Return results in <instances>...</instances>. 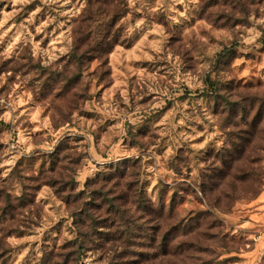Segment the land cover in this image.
Instances as JSON below:
<instances>
[{
  "label": "rangeland",
  "instance_id": "1",
  "mask_svg": "<svg viewBox=\"0 0 264 264\" xmlns=\"http://www.w3.org/2000/svg\"><path fill=\"white\" fill-rule=\"evenodd\" d=\"M259 148L264 0H0V264H264Z\"/></svg>",
  "mask_w": 264,
  "mask_h": 264
},
{
  "label": "trees",
  "instance_id": "2",
  "mask_svg": "<svg viewBox=\"0 0 264 264\" xmlns=\"http://www.w3.org/2000/svg\"><path fill=\"white\" fill-rule=\"evenodd\" d=\"M90 21H92V17H86L83 21H82V25L79 27V32H81V31H83L84 30V24L86 23V24H88V23H90ZM259 151V153H261V152H264V148H259L258 150H257V152ZM249 156L251 157H253L254 155H256L257 153H255L256 152V149H249ZM260 161H258V160H256L255 161V159H253V160H251V161H249V163L247 164L249 167H254V166H256L258 163H259ZM262 173V172H261ZM127 176V175H126ZM125 176V177H126ZM261 185H262V182L260 183ZM129 185V183L125 186V188H124V190H128L130 187V185ZM123 196H125V198H126V196H127V194L125 193H123ZM210 224H211V221H209L208 223H207V226H206V228H205V230H204V232H206L207 233V231H210L214 226H210ZM116 236H117V240L118 241H120V245H119V247L122 249V252H125L126 251V248L128 247V245L130 244L129 243V241H128V243H125L124 241H123V239L125 238V237H128V235L125 233V232H116ZM202 236H203V241L205 240H210L209 238H211L212 237V235H208V234H206L205 235V233H203L202 234ZM211 239H214V238H211ZM201 242V241H200ZM172 244V242L171 241H167L166 242V244H165V256H166V259L165 260H163L162 262H160V263H158V264H180L179 263V261H177L176 260V258L178 257L177 256V253H178V251H179V248H180V245L179 244H176V245H171ZM189 250L190 251H194V249L196 248V246L195 245H191V246H189ZM177 256V257H176ZM127 257V256H126ZM156 258L157 257H153V260H156ZM182 263V262H181ZM125 264H131L130 263V261L128 262L127 261V263H125ZM195 264V263H194Z\"/></svg>",
  "mask_w": 264,
  "mask_h": 264
}]
</instances>
